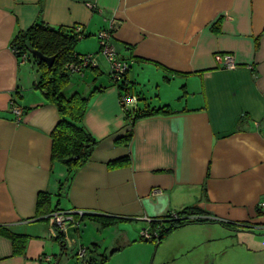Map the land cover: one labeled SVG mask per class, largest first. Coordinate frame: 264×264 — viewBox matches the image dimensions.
Instances as JSON below:
<instances>
[{
  "label": "crops",
  "instance_id": "obj_1",
  "mask_svg": "<svg viewBox=\"0 0 264 264\" xmlns=\"http://www.w3.org/2000/svg\"><path fill=\"white\" fill-rule=\"evenodd\" d=\"M112 18L115 52L130 63L120 88L98 53L97 35ZM36 24L81 27L86 37L75 53L95 55L98 65L69 74L64 89L67 97L91 95L82 126L98 144L63 190L68 168L51 152L61 116L34 88L35 60L23 63L12 49ZM122 94L135 98L129 108L171 112L131 125ZM12 103L23 109L19 121ZM125 157L128 165L111 166ZM41 193L50 211L84 212L64 250L50 214L37 213ZM263 201L264 0H0V229L22 238L18 252L0 233V264H89L102 256L105 264H261ZM190 207L201 220L158 242L141 239L147 219Z\"/></svg>",
  "mask_w": 264,
  "mask_h": 264
},
{
  "label": "trees",
  "instance_id": "obj_2",
  "mask_svg": "<svg viewBox=\"0 0 264 264\" xmlns=\"http://www.w3.org/2000/svg\"><path fill=\"white\" fill-rule=\"evenodd\" d=\"M81 36H83V38L86 37L83 32L77 34L74 33L73 30L69 32L61 28L36 24L29 30L21 31L12 43V49L16 53V56L22 57L24 54L25 56L30 55L35 60L39 71L41 72V77L34 85V88L35 90L40 91L49 103H53L57 107L59 115L61 116L60 122L57 126H55L56 128L51 134V140L53 141L51 151L53 161H58L65 165L69 172V176L64 183H62L60 188L69 183L74 174L90 162L94 149L98 144L95 138H93L86 131L84 126H82L91 95L89 97H83L79 94H74L67 97L64 90L70 81V73L67 72L66 65L78 63L80 56H83L75 53L76 46L79 40L82 39ZM34 50L41 52L47 57H55L53 65L48 67L46 63L31 55V51ZM121 86L122 85H119V88ZM170 112L169 107L165 106L159 109L150 110L129 108L125 113L127 114L130 124L134 125V123L138 120L157 115H166ZM131 135V132H129L127 136H125L124 140H129ZM129 163V157H125L114 161L111 163V166L119 167L128 165ZM61 190H63V188ZM49 199L50 196L45 193H41L39 195V199L37 200V213L41 215L46 213L51 214V212H57L59 210L50 211ZM198 210L199 209L196 207H190L179 214L177 213L178 216L180 215L185 217L182 221L169 220L162 225L160 224V227L157 223L153 224L151 227L156 229L158 226L159 230L161 229V231H159V238L161 239L163 235L169 231L189 224V222L191 223L193 221L201 220L196 218L200 214ZM169 216L170 214L167 217ZM91 220L99 221V223L106 227L116 222V219H107V221H105L100 217H91ZM0 233L8 236L14 241L15 251H21L20 243L22 238H17L16 236L1 229ZM56 237V239L60 241L62 246L61 248L64 250L67 247L65 239L63 238L64 236L58 233ZM89 260V264H105L108 261V256H102L100 259L92 257Z\"/></svg>",
  "mask_w": 264,
  "mask_h": 264
},
{
  "label": "built area",
  "instance_id": "obj_3",
  "mask_svg": "<svg viewBox=\"0 0 264 264\" xmlns=\"http://www.w3.org/2000/svg\"><path fill=\"white\" fill-rule=\"evenodd\" d=\"M88 6L96 12H102L95 5L88 4ZM115 26H117V21L114 18L108 20V26L98 33L97 38L100 44L99 54L102 55L108 62L107 64H109L110 78L116 85H121V83H123L124 81V75L127 74L128 70L130 69V63H128V61L126 60L123 61V59L118 56L117 52H115L116 49L113 44V38H115L116 30ZM80 28L81 27L75 28L77 34L82 33V29ZM81 38H83V36H81ZM223 59L227 68L235 69L237 67L232 55H226ZM21 60L23 63H25L27 61V56H25V54L22 55ZM90 68H98L95 56L93 55L80 56L78 63H71L66 65L67 72L70 74L75 72H82L84 69ZM119 100L125 112L129 109L128 104L136 101L134 97H129L127 94H122ZM11 105V111L15 114V117H17V120L19 121L21 119V115H23V109L20 106L15 105V103H12ZM259 204V209L264 212V201ZM83 216L84 212L82 211L68 212L58 210L57 212H51V214L49 215V220L51 222V225H53L56 229L57 234L60 233L62 234V236H64L67 245L68 238L66 235H68L67 233L69 229L71 227L78 229L80 226L79 223L81 222V218ZM76 217H79L80 219L76 220ZM183 218L185 217H182L180 215L178 216L176 212H173L167 218L164 217L155 220L147 219L146 221H148L151 225L157 223L160 227V224L162 225L169 220L182 221ZM158 226L156 229L152 227L143 229V231L140 232L141 239H143L144 241L158 242L160 239L159 231H161V229L159 230ZM86 252L87 250L85 248H82L78 253V256L80 258H84Z\"/></svg>",
  "mask_w": 264,
  "mask_h": 264
},
{
  "label": "water",
  "instance_id": "obj_4",
  "mask_svg": "<svg viewBox=\"0 0 264 264\" xmlns=\"http://www.w3.org/2000/svg\"><path fill=\"white\" fill-rule=\"evenodd\" d=\"M31 55L37 57L38 59H40L41 61H43L44 63H46L48 65V67H51V65H53L55 57H47L45 55H43L41 52L39 51H31Z\"/></svg>",
  "mask_w": 264,
  "mask_h": 264
},
{
  "label": "rangeland",
  "instance_id": "obj_5",
  "mask_svg": "<svg viewBox=\"0 0 264 264\" xmlns=\"http://www.w3.org/2000/svg\"><path fill=\"white\" fill-rule=\"evenodd\" d=\"M29 56H30V55H29ZM30 57H31V56H30ZM31 58H32V57H31ZM34 68H35V70H39L37 66H34ZM40 73H41V72H40ZM40 77H41V74H40ZM244 258H245V257H244ZM244 258H243V260H244ZM257 261H258L259 263L263 264V263H264V257H260V258H258ZM245 262H246V264H253V263H254V261H253L252 259H248L247 261L245 260ZM55 264H56V262H55ZM80 264H81V262H80ZM256 264H258V263H256Z\"/></svg>",
  "mask_w": 264,
  "mask_h": 264
}]
</instances>
